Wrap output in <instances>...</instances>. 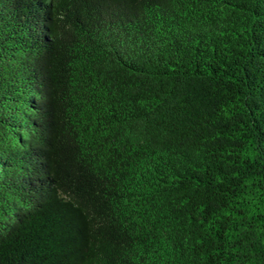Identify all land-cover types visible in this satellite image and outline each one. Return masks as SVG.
Masks as SVG:
<instances>
[{"label":"trees","instance_id":"obj_1","mask_svg":"<svg viewBox=\"0 0 264 264\" xmlns=\"http://www.w3.org/2000/svg\"><path fill=\"white\" fill-rule=\"evenodd\" d=\"M0 264H264V0H0Z\"/></svg>","mask_w":264,"mask_h":264}]
</instances>
